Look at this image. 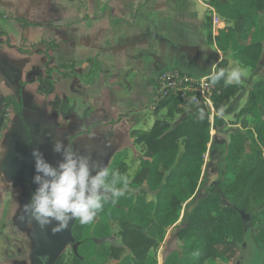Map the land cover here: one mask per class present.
Masks as SVG:
<instances>
[{
  "label": "crops",
  "instance_id": "0c3cea01",
  "mask_svg": "<svg viewBox=\"0 0 264 264\" xmlns=\"http://www.w3.org/2000/svg\"><path fill=\"white\" fill-rule=\"evenodd\" d=\"M146 1L144 5L136 0L125 5L114 0L109 21L116 22L119 28L113 32L103 23L106 14L103 4L86 5L77 12L71 8V0H0V147L5 149L0 158V198L6 197L5 188L10 181L6 176L20 180L10 170L20 165L24 152L32 155L33 149H38L46 155V162L57 165L53 146L59 140L57 134L62 127L78 121L89 122L91 116H96L102 125L119 126L124 119L128 124L131 117L138 121L145 115L147 98L152 106L149 111L155 115V80L163 71L177 70L195 79H209L224 61L225 77L234 68H239L243 75L239 83H231L237 84L239 91L220 116L226 121L222 116L226 111L237 113L243 107L258 67L246 70L228 58L227 53L219 51L214 42L207 43L205 11L211 12V8L202 0ZM215 23L210 34L212 39L225 27L218 16ZM178 28L193 32L196 41L178 43ZM202 29L204 37H201ZM47 42L54 47L52 54L46 52ZM178 45L186 47L178 52ZM189 60L192 64L189 63L188 70H180ZM59 67H69V70L63 72ZM55 72L67 79L68 88L59 99L68 106L63 119L60 111L50 109L48 100L58 91L51 77ZM37 127H47L49 133L35 132ZM139 132L146 131L131 128L124 134L123 140L130 142L124 149L138 146L134 144V134ZM95 138L91 131L69 134L75 152L85 149ZM107 147L108 142L106 152ZM97 154L102 161L109 153L103 154L101 150ZM29 223L28 220L25 227H30ZM34 245L36 254V240ZM18 261V264H27L22 259Z\"/></svg>",
  "mask_w": 264,
  "mask_h": 264
},
{
  "label": "trees",
  "instance_id": "16d2710c",
  "mask_svg": "<svg viewBox=\"0 0 264 264\" xmlns=\"http://www.w3.org/2000/svg\"><path fill=\"white\" fill-rule=\"evenodd\" d=\"M205 2L225 23L213 39L207 38V43L214 42L222 53L231 51L234 60L255 69L264 39V0ZM209 24L210 18H206V25ZM224 66L225 62L221 61L214 74ZM213 85L219 92L213 98L216 114L212 131H216L224 124L220 113L239 87L226 85L225 79ZM201 109L205 112L202 121L197 118ZM163 110L169 119L185 110H190L192 115L174 128L166 120H156L149 130L137 134L134 144L145 147L139 169L129 182L126 194L116 203L106 204L93 222L81 225L75 220L71 229L75 255L70 264H145L149 249L163 241L166 228L177 222L180 207L200 188L206 189V198L191 213H187V204L180 224L175 227L184 238V254L179 256L173 252L164 264L234 261L237 252L240 256L239 244L250 236L248 229L245 232L239 212L250 215L253 241L264 252V80L253 85L245 105L234 115L235 124L244 128L246 137L237 133L231 136L230 142L220 150L222 157L213 178L208 176L211 164H204L207 149L210 147V152L218 149L210 140L209 112L203 107L182 108L174 99L158 103L154 114ZM17 113L20 116V111ZM248 118L250 125L244 120ZM34 131L39 132L36 128ZM247 139H250L249 145H246ZM223 164L230 168L231 180H222ZM108 167L119 170L122 175L127 168L116 160ZM37 187L30 186L29 200ZM138 187L141 188L135 192ZM149 192H162L168 204L155 209L153 200H146ZM112 231L120 235L123 247L107 246L100 241ZM62 261L58 257L54 264H65Z\"/></svg>",
  "mask_w": 264,
  "mask_h": 264
},
{
  "label": "rangeland",
  "instance_id": "374dc122",
  "mask_svg": "<svg viewBox=\"0 0 264 264\" xmlns=\"http://www.w3.org/2000/svg\"><path fill=\"white\" fill-rule=\"evenodd\" d=\"M61 2H65L64 0H60ZM72 4H70L71 8L74 7L77 12L80 10H84L87 6L90 5H102L103 8L106 7V14H105V20L103 23H105L106 27L109 29V31H118V24L116 22H110L109 19L113 15L112 9L114 5V0H71ZM122 3L124 2L125 5L132 4L133 0H120ZM139 1V5H144L147 3L146 0H136ZM204 4H206L205 0H202ZM222 2H226L227 0H221ZM194 5V4H192ZM195 6V5H194ZM207 6V5H206ZM197 7V6H196ZM198 8V7H197ZM199 12H201V9H197ZM209 10V9H208ZM211 12L205 11V18H210V26L206 25V34L205 38L211 36L212 29L216 26L215 18L216 13L213 9H210ZM89 16H91L90 13H88ZM67 16V15H66ZM206 23V21H205ZM264 23V21H263ZM211 29H208L209 27ZM78 28H81V25L78 26ZM161 28V27H159ZM152 31V26H150ZM186 31V32H185ZM201 37L203 36V29L200 31ZM196 35L193 34V32H190V30H184L178 28L177 30V37H178V43L182 42L184 43L187 40L196 41L195 38ZM212 37V36H211ZM151 38V37H150ZM245 42H248L247 40ZM45 47L47 48V53L52 54L54 51V47L51 42H47ZM186 47V45H178V52L181 51V48ZM226 56L230 58L233 61H236L239 63L242 67H244L240 62L237 60H234L233 53L231 51L227 52ZM56 57V56H54ZM48 61V60H46ZM184 61V57H183ZM58 63L57 61L53 64L56 66ZM68 63V62H67ZM189 63L192 64V61L189 60L188 62H184L183 66L179 69L182 71H186L189 68ZM48 65H52L51 62L48 63ZM258 67V73L255 77V83L259 81L264 80V39L261 44V49L258 52V60H257V66ZM246 70H249L250 68L244 67ZM255 68V69H256ZM58 69H62V67H59ZM69 67L63 68L61 71L65 72L68 71ZM254 70V69H251ZM52 79L55 81L56 86H58L57 94L52 96V98H48L50 103V109H55V111H60L59 115L65 117V114H67V105H64V102L61 103L59 99L62 97L63 90H66L68 88L67 86V79H64V77H60V75L55 72L53 76H51ZM89 79V78H88ZM61 80H65V82H61ZM85 80V79H84ZM69 82V80H68ZM48 83H46L44 89L47 91ZM253 84V85H254ZM237 85V84H236ZM253 87V86H252ZM251 87V88H252ZM250 88V89H251ZM249 89V90H250ZM249 92V91H248ZM248 95V93H247ZM247 100V98H246ZM146 101H149L146 103L144 107H146V111L144 112V117L140 120H134L131 118L127 121L124 119L123 123L119 126L114 125H102L97 122L96 116H91V119L89 122H81L78 121L76 124L66 125L65 127H62L59 134V141L63 143L64 146H67L68 143H71L69 141V134H75V132L79 131H91V136H95L96 138L90 141L87 144V147L85 149H78L76 153L81 155L89 154L91 159L96 161L100 165H107L109 166L113 161L122 162L127 166L126 172L123 174V176L127 177L128 182H130L133 177L135 176L137 170L139 169V163L142 156V153L145 149L144 146H132L133 150L130 148V150H126L124 148L128 147L130 145L129 140H123L124 134H128V130L143 128V131L149 130L154 121L156 120H166L171 123L172 127L178 126L181 122L186 120L188 117H190L192 114L190 110H185L184 113L180 115L174 116V118L169 119L165 115V110L160 111L157 115H153L149 110L152 108L151 101L149 98H147ZM246 103V101H245ZM245 105V104H244ZM243 105V106H244ZM48 106V105H45ZM46 109V108H45ZM46 113V111L44 110ZM233 114V115H232ZM236 113H233V111H226L222 116L226 120L224 121V124L220 127H217L216 131L210 130V140H212V144L216 145L218 149H214V153L212 158L210 157V147L207 149L205 155H204V164L210 163V170L208 172V176L213 178V176L216 174V168L217 164L219 163L220 158L222 157L220 150L223 149L231 140V136L235 133L242 135L243 137H246L245 130L243 127H241L238 124H235V118L234 115ZM133 120V121H132ZM245 122L247 120V123L250 125V119H244ZM137 123L140 125L138 126ZM136 125V126H135ZM65 128V129H64ZM39 132H46L49 133V128H43V127H37L36 128ZM140 133V132H139ZM138 133L134 134L133 136L136 137ZM255 139V136H253ZM107 152L105 150V145H107ZM58 140V139H57ZM106 143V144H105ZM78 144V143H77ZM250 144V139L246 140V145ZM84 145V144H83ZM109 153L107 157H105L102 161H99V155L97 153ZM132 150V151H131ZM139 150V151H138ZM212 151V152H213ZM56 153V152H55ZM264 155V153H263ZM44 159H46V155L43 156ZM52 157H50L51 159ZM56 159L57 163L62 160V154L56 153ZM221 163V161H220ZM56 166V165H55ZM205 166L202 167V172L204 171ZM5 173V171H4ZM6 179L10 180L7 182L6 186V197L0 198V264H18V259H22L21 262H26L27 264H34L33 259L35 257V239L37 236V230L34 227L35 224L30 222V227L27 228L25 225L28 223V220H26L27 217L21 219L23 216L22 213V207L26 203L29 202L28 196L30 192V186L34 185L35 183L32 181L28 186L27 184L21 182L20 180H13L6 176ZM232 175L230 172V168L223 164V175L222 180L227 181L231 180ZM144 187V186H143ZM138 187L137 190H139ZM198 190V189H197ZM197 190L193 194L197 193ZM192 196V198H193ZM162 192L157 194V192H149L148 197H146V200H153V203L155 205V209L161 208V204L166 205L168 204V198H162ZM191 198V199H192ZM190 199V200H191ZM190 200H188L185 204H183L179 209V217L177 222L166 228L165 235L163 238V241L158 243L156 246L149 249L145 264H164V261L166 257L173 252H176L179 256H182L184 254V238L180 237L178 235V229L175 228L177 225L180 224L182 217L185 213L187 204H190ZM224 202V201H223ZM164 208V207H163ZM174 211V209H173ZM175 213V212H174ZM158 217V216H157ZM16 219H21V222H18ZM158 219V218H156ZM34 224V226H33ZM52 225L47 226L45 229L46 237L50 242H52L54 239H56L61 232L59 233H53L51 231ZM248 231L250 233V236L246 237L244 239V243L246 245L244 246L242 250V264H264V252H261L255 245L253 241V235H252V228H251V221H250V227L248 228ZM113 233L106 239L100 240L101 242H104L105 245L111 246V247H123L121 237L116 231H112ZM242 242V243H243ZM251 242V244H254V251H251V248L248 246V243ZM240 243L239 246L242 244ZM17 250L19 253H17ZM127 254H129L127 250ZM75 255V249L72 244L66 245L59 257L62 262L65 264H70L72 257ZM239 257V252H237L236 259L228 264H234L237 258Z\"/></svg>",
  "mask_w": 264,
  "mask_h": 264
},
{
  "label": "clouds",
  "instance_id": "9594fccd",
  "mask_svg": "<svg viewBox=\"0 0 264 264\" xmlns=\"http://www.w3.org/2000/svg\"><path fill=\"white\" fill-rule=\"evenodd\" d=\"M242 75L239 68H234L227 77L221 70L211 77V83L216 84L221 79H225L226 85L239 83ZM197 118L201 121L205 118L202 109ZM4 151L0 147V158ZM53 151L62 154V160L56 166L46 162L38 149H33L37 173L33 182L38 187L31 194L29 202L22 207L21 219L27 217L41 231L52 225L53 233L62 232L73 220H78L81 225L89 224L106 204H114L126 194L129 182L119 170L110 169L107 165L92 161L89 156L76 153L72 143L64 146L57 140Z\"/></svg>",
  "mask_w": 264,
  "mask_h": 264
},
{
  "label": "built area",
  "instance_id": "2783aa9c",
  "mask_svg": "<svg viewBox=\"0 0 264 264\" xmlns=\"http://www.w3.org/2000/svg\"><path fill=\"white\" fill-rule=\"evenodd\" d=\"M218 94L209 79H195L177 70L163 71L155 80V106L160 102L174 99L185 109L203 107L209 112L211 131L216 114L213 98Z\"/></svg>",
  "mask_w": 264,
  "mask_h": 264
},
{
  "label": "water",
  "instance_id": "95a60500",
  "mask_svg": "<svg viewBox=\"0 0 264 264\" xmlns=\"http://www.w3.org/2000/svg\"><path fill=\"white\" fill-rule=\"evenodd\" d=\"M213 152L210 154V157H212ZM22 157L24 158L25 163L27 162V165L30 163L33 166V171L34 172H33V175L30 176L31 178H33L34 175L37 174L35 172V167H34V164H35L34 157L28 151L24 152ZM20 166L21 165L15 166L13 169H11L10 170V174L11 175H16L19 178H22V176L19 175ZM214 184L216 185V183H214ZM205 198H206V195L203 193V190L202 189L198 190V192L195 194V196H193V198L190 200L191 202H190L189 207L187 209V213H191L192 210L197 206V204L200 201L204 200ZM220 199H221L222 202L224 201V197L223 196H220ZM239 214H240L242 222L245 224V232H246L247 229L250 227V215L249 214H245L244 212H239ZM74 222H75V220L70 221L69 222V227L66 228L64 231H62L61 237L57 241L52 243L51 246H52L53 250L56 253H54L55 255L53 256V258L51 259L49 264H52V262H53L54 258L56 257V255L64 248V246L66 244L69 243V241H72L71 228L74 225ZM39 233L42 234L43 232L39 229ZM245 245H246V243H242L241 244L240 256L237 258V260L235 261L234 264H242L243 263V261H242V250H243ZM248 246L251 248V251L255 250V248H254L255 246H254L253 243L251 244V242H249Z\"/></svg>",
  "mask_w": 264,
  "mask_h": 264
},
{
  "label": "flooded vegetation",
  "instance_id": "af4514ba",
  "mask_svg": "<svg viewBox=\"0 0 264 264\" xmlns=\"http://www.w3.org/2000/svg\"><path fill=\"white\" fill-rule=\"evenodd\" d=\"M212 156H213V154H212ZM20 165L21 166H20V170H19V175L22 176V178H20V180L23 181L28 186H30L29 184L32 183V181H33V178L30 177V176L33 175V172H34L33 171V166L30 163L27 165V162L25 163L24 158H23V161L20 163ZM92 174H95V172H93ZM200 189H202V188H200ZM202 190H203V193L205 194V190L206 189L203 188ZM28 199H29V196H28ZM35 226H36V230H38L39 227H37V225H35ZM42 232H43L42 234L37 232V236H36V239H35L36 240V244H37V248H36L35 257L33 259L34 264H49L50 263L51 259L55 255L54 253H56L53 250L51 245H52L53 242L57 241L62 235V232H61L60 235L56 239H54L52 242H50L48 240V238L46 237L45 230L42 231ZM68 244H71V241H69ZM68 244H66V245H68ZM61 251L56 255V257L54 258L52 264L55 263L56 259L60 255Z\"/></svg>",
  "mask_w": 264,
  "mask_h": 264
}]
</instances>
